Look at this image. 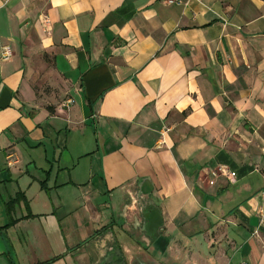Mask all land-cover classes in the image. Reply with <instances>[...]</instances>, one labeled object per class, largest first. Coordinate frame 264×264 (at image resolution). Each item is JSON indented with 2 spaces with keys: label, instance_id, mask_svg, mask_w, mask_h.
<instances>
[{
  "label": "crops",
  "instance_id": "0c3cea01",
  "mask_svg": "<svg viewBox=\"0 0 264 264\" xmlns=\"http://www.w3.org/2000/svg\"><path fill=\"white\" fill-rule=\"evenodd\" d=\"M263 207L264 0H0V264H264Z\"/></svg>",
  "mask_w": 264,
  "mask_h": 264
},
{
  "label": "built area",
  "instance_id": "2783aa9c",
  "mask_svg": "<svg viewBox=\"0 0 264 264\" xmlns=\"http://www.w3.org/2000/svg\"><path fill=\"white\" fill-rule=\"evenodd\" d=\"M171 4H174L175 1H170ZM11 58V53L9 52V50L7 48H3L2 49V55H1V60L2 61H8ZM74 104V101H67L64 103V107L67 106H71ZM260 219H261V226H264V207L262 209V211L260 212ZM255 234H258V232H256Z\"/></svg>",
  "mask_w": 264,
  "mask_h": 264
},
{
  "label": "rangeland",
  "instance_id": "374dc122",
  "mask_svg": "<svg viewBox=\"0 0 264 264\" xmlns=\"http://www.w3.org/2000/svg\"><path fill=\"white\" fill-rule=\"evenodd\" d=\"M70 143H71V140L69 141V144H70ZM76 146H77V141L74 140L73 143H72L71 148H74V147H76Z\"/></svg>",
  "mask_w": 264,
  "mask_h": 264
}]
</instances>
